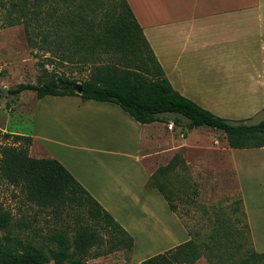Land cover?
<instances>
[{
	"label": "crops",
	"instance_id": "obj_1",
	"mask_svg": "<svg viewBox=\"0 0 264 264\" xmlns=\"http://www.w3.org/2000/svg\"><path fill=\"white\" fill-rule=\"evenodd\" d=\"M127 2L175 90L230 120L251 121L264 111V0ZM47 96L51 99H44L48 105L42 107L41 128L30 135L32 150L59 160L104 209L126 203L129 215L146 210L156 191L164 198L148 184L156 166L181 156L187 174L191 154L210 149L221 170L233 173L252 243L264 252V146L232 148L226 137L203 146L192 139L196 128L187 129L185 118L176 124L173 113L140 123L115 102L78 95L41 98ZM65 144L83 155L97 154H77L72 163L59 149ZM120 158L131 172L107 180L100 168L122 166ZM174 169L178 174V162Z\"/></svg>",
	"mask_w": 264,
	"mask_h": 264
},
{
	"label": "trees",
	"instance_id": "obj_2",
	"mask_svg": "<svg viewBox=\"0 0 264 264\" xmlns=\"http://www.w3.org/2000/svg\"><path fill=\"white\" fill-rule=\"evenodd\" d=\"M18 0L22 16L26 14V34L29 43L44 49L59 50L67 46L78 52L80 60H97L106 56L103 65H95L91 75L79 84L60 77L43 84L21 83L9 93L18 94L26 90L35 91L39 98L46 95H78L82 100L115 102L140 123L160 120V115L173 113L175 123L181 118L188 120L186 128L200 126L223 131L232 148H254L264 146V119L248 123L245 119L230 120L199 105L174 89L152 47L146 39L127 0H118L120 10L107 20L96 19V7L92 0ZM66 4L62 13L61 5ZM48 5V6H47ZM48 9V10H46ZM59 83L81 85L82 91L61 88ZM14 142L5 144L0 150V172L11 183L21 186L27 197L43 207L77 205L84 219L74 227L73 235L54 233V247L24 243L10 235L6 243H0V264H88L86 257L90 249L101 243L100 228L112 227L126 237L130 250L134 238L104 209L101 204L80 184L72 173L57 159L36 158L29 154L32 136L15 135ZM22 141L24 146L17 145ZM185 171L187 166L181 156L158 168L156 175L148 181L166 199L169 207L176 211L172 202L176 186L170 177L182 178L175 165ZM174 184V186H173ZM170 185V186H169ZM176 186L175 190L180 189ZM242 202V200L240 201ZM94 219V224L88 222ZM105 220H103V219ZM104 223H101V221ZM10 215L0 209V229H7ZM249 228V225H248ZM125 244L120 237L109 251ZM200 245L192 238L162 253L144 259L141 264H191L202 256ZM264 258V252L252 251L250 256L238 264H249L251 260Z\"/></svg>",
	"mask_w": 264,
	"mask_h": 264
},
{
	"label": "rangeland",
	"instance_id": "obj_3",
	"mask_svg": "<svg viewBox=\"0 0 264 264\" xmlns=\"http://www.w3.org/2000/svg\"><path fill=\"white\" fill-rule=\"evenodd\" d=\"M17 2L0 0V150L3 145L13 143V137L17 134L30 136L37 133L42 123V107L48 105L44 99H51V96L39 98L35 91L30 90L11 94L10 89H15L21 83L43 84L60 77L79 84L91 75L95 65H103L106 59L103 55L96 61L80 60L78 52L67 46L53 51L38 44L32 46L26 34V14L24 17L21 15ZM58 2L62 4L61 0ZM92 2L96 7V19H111L120 10L118 0ZM66 7V4L61 5L62 13L66 12ZM59 87L77 89L75 84L67 83H59ZM263 118L264 111L247 122L256 123ZM215 138L224 140V132L207 126L196 127L192 136L203 146L211 145ZM17 145L24 146L22 141H18ZM59 149L71 162L77 154L81 157L97 154L87 152L89 155H83L85 152L67 144ZM29 154L36 158L45 157L36 148L32 150V144ZM194 154L189 155L192 165L187 174L186 170L180 169L179 173L184 175L182 178L169 179L181 187L177 190L174 184L171 187L176 211H171L166 199L158 191L155 193V201L149 202L146 210L130 211L132 215L126 213V203L122 206L117 204L119 207L108 211L118 216V221L133 235L134 247L130 250L126 237L119 235L112 227L100 228L102 241L90 249L86 257L88 264H141L144 259L170 250L190 238L200 245L203 253L191 264H238L250 256L252 251H257L251 240L233 173L221 170L218 165L220 162L213 160L217 155L213 150L204 149ZM120 159L122 166L114 164L113 167L100 168L106 173L104 175L107 180L114 176L123 179L131 172L123 162L125 159ZM165 163L161 162L159 167ZM108 167L115 174L109 175ZM159 167L156 166L151 176L156 175ZM0 209L10 215L8 228L0 229L2 246L6 243L5 237L10 235L24 243L54 247V233L62 232L72 236L74 227L84 219L81 210L73 203L72 206L57 207L36 204L27 197L21 186L11 183L1 172ZM126 215L129 216L127 220ZM86 217L91 219L88 222L93 225L95 220ZM103 220L101 223H104ZM120 237H123L125 244L110 252V245ZM249 264H264V258L251 260Z\"/></svg>",
	"mask_w": 264,
	"mask_h": 264
},
{
	"label": "water",
	"instance_id": "obj_4",
	"mask_svg": "<svg viewBox=\"0 0 264 264\" xmlns=\"http://www.w3.org/2000/svg\"><path fill=\"white\" fill-rule=\"evenodd\" d=\"M5 91H6V90H5ZM77 91H78V93H81V91H82V87H81V85L77 87Z\"/></svg>",
	"mask_w": 264,
	"mask_h": 264
},
{
	"label": "bare ground",
	"instance_id": "obj_5",
	"mask_svg": "<svg viewBox=\"0 0 264 264\" xmlns=\"http://www.w3.org/2000/svg\"><path fill=\"white\" fill-rule=\"evenodd\" d=\"M141 224V223H140ZM140 226V225H139ZM140 229H142V228H140ZM144 229H145V227H144ZM157 229V228H156ZM154 232V231H153ZM156 232V231H155Z\"/></svg>",
	"mask_w": 264,
	"mask_h": 264
},
{
	"label": "built area",
	"instance_id": "obj_6",
	"mask_svg": "<svg viewBox=\"0 0 264 264\" xmlns=\"http://www.w3.org/2000/svg\"><path fill=\"white\" fill-rule=\"evenodd\" d=\"M170 125L172 126L173 124L171 123Z\"/></svg>",
	"mask_w": 264,
	"mask_h": 264
}]
</instances>
